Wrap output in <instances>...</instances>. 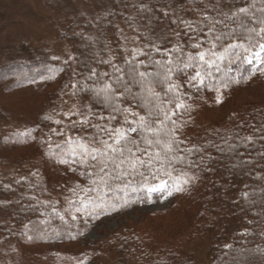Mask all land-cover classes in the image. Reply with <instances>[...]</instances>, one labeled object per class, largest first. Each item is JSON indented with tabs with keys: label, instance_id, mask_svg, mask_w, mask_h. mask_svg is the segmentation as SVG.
I'll return each mask as SVG.
<instances>
[{
	"label": "trees",
	"instance_id": "trees-1",
	"mask_svg": "<svg viewBox=\"0 0 264 264\" xmlns=\"http://www.w3.org/2000/svg\"><path fill=\"white\" fill-rule=\"evenodd\" d=\"M247 6L249 16L261 15L264 2L94 0L90 14L58 25L65 52L50 44L2 46L0 264H264V65L253 71L217 61L199 90L188 81L193 69L172 73L179 92L168 93L164 106L185 105L173 117L183 142L174 155L183 159L172 163L171 178L160 177L172 194L164 209L138 213L150 200L140 177L127 188L115 179L108 187L92 183L97 177L87 173L95 170L82 167L69 147L90 142L93 125L120 127L117 108L145 114L136 99L144 93L131 82L134 66L162 72L155 61L171 58L178 69L209 47L210 28L225 34L218 44L235 42L226 34L238 31L233 13ZM192 37L205 43L195 49ZM106 84L114 91L110 102ZM166 88L157 83L154 90L163 98ZM177 183L182 191L174 190ZM112 216L121 223L85 240Z\"/></svg>",
	"mask_w": 264,
	"mask_h": 264
},
{
	"label": "snow or ice",
	"instance_id": "snow-or-ice-1",
	"mask_svg": "<svg viewBox=\"0 0 264 264\" xmlns=\"http://www.w3.org/2000/svg\"><path fill=\"white\" fill-rule=\"evenodd\" d=\"M250 8L251 6L241 7L236 13H233L238 24V31L234 30L233 33L226 35L232 37L235 34V42L226 45L218 44V41L224 39L225 34L213 35V29L210 28L207 33H204L205 37H211L209 47L204 51H199L197 55L190 54L187 61H184L178 69L171 67L173 64L171 58L166 61H155L156 65L163 68L162 72L137 73L135 66L131 69V82L139 85L144 93L136 96V99L140 101L137 106L143 108L145 114L140 115L130 109L117 108L116 110L121 111L124 115L120 127L110 123L93 125L97 131L90 142L83 140L69 142L71 154L79 156L81 166L95 170L87 173L90 177H97V179L92 180V183H99L103 187H108L109 180L115 179L121 181L123 186L127 188L132 181L140 177L138 184L148 193L167 187L168 181L160 179V177L171 178L172 171H174L172 163L183 159L174 155V153L181 151L179 145L183 142L179 141L175 135L176 121L173 117L177 110L184 108L185 105L176 103L175 109L171 110L164 106L168 93L178 94L179 92V86L172 82V73L176 70L193 69L194 72L188 74V81L199 90L205 85L206 76L211 74L207 69L213 67L219 69L217 61L222 62L227 59L230 64L239 62L253 65V71L264 65V8L259 9L261 15L253 13L249 16ZM200 31L202 32L203 29ZM192 39L196 41L191 45L195 49H199L205 43L200 37H192ZM172 51H177V49ZM142 54L137 53V55ZM117 72L119 73L120 69H117ZM137 74L140 77L139 80L136 79ZM122 79H124L123 76H117V81ZM157 83L167 84L163 98L160 93L154 90ZM146 84L147 89L145 90ZM104 91L106 93L105 100L110 102L114 97L111 85L106 84ZM124 91L131 92L132 89L125 84ZM167 102L172 103L170 99ZM220 102L218 95L217 103ZM100 119L104 118L100 117ZM108 119L115 120L116 117L110 116ZM80 123L87 124V118L81 120ZM248 140L251 142V138ZM72 143L75 144V147H71ZM57 147L60 148L59 145ZM77 149H79L78 152ZM61 153L64 154L63 148H61ZM61 162L66 161L61 160ZM152 180H159V183L151 185ZM174 190L182 191L183 189L177 183ZM84 191L87 192L88 190Z\"/></svg>",
	"mask_w": 264,
	"mask_h": 264
},
{
	"label": "rangeland",
	"instance_id": "rangeland-1",
	"mask_svg": "<svg viewBox=\"0 0 264 264\" xmlns=\"http://www.w3.org/2000/svg\"><path fill=\"white\" fill-rule=\"evenodd\" d=\"M93 5L94 0H0V59L4 57L3 47L20 42L34 46L50 44L57 54L65 52L58 37V25L64 26L68 18L74 15L90 14ZM169 192L167 185L165 189L149 193V202L141 205L138 213L153 212L169 206L172 200ZM127 215L136 218L132 209L128 210ZM120 223L119 216L108 217L104 222L93 225L84 238L93 243L101 238L100 230L114 228Z\"/></svg>",
	"mask_w": 264,
	"mask_h": 264
}]
</instances>
